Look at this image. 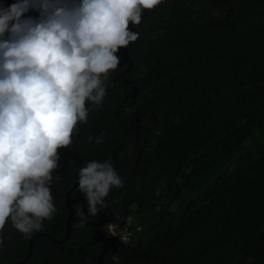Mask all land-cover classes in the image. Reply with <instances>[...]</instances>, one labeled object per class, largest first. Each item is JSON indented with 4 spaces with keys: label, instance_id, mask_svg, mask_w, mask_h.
<instances>
[{
    "label": "trees",
    "instance_id": "trees-1",
    "mask_svg": "<svg viewBox=\"0 0 264 264\" xmlns=\"http://www.w3.org/2000/svg\"><path fill=\"white\" fill-rule=\"evenodd\" d=\"M210 2L162 0L147 10L127 47L133 70L107 83L78 141L60 154L68 187L92 159H110L121 176L101 210L140 227L127 244L114 242L122 259L108 260L93 223L72 219L62 244L35 238L25 264H264V0H223L225 18ZM134 105L151 111L138 133ZM54 205L29 236L6 222L0 264H17L35 233L65 236L67 210Z\"/></svg>",
    "mask_w": 264,
    "mask_h": 264
},
{
    "label": "clouds",
    "instance_id": "clouds-1",
    "mask_svg": "<svg viewBox=\"0 0 264 264\" xmlns=\"http://www.w3.org/2000/svg\"><path fill=\"white\" fill-rule=\"evenodd\" d=\"M161 3L0 0V233L8 222L29 236L52 217L58 149L72 143L78 126L100 106L121 60L118 49L138 39L129 23L139 25L144 10ZM95 140L99 144L103 137ZM123 186L110 159L79 167L76 187L87 208L79 222L106 207L110 189ZM118 226L107 223L106 231L112 234Z\"/></svg>",
    "mask_w": 264,
    "mask_h": 264
},
{
    "label": "flooded vegetation",
    "instance_id": "flooded-vegetation-1",
    "mask_svg": "<svg viewBox=\"0 0 264 264\" xmlns=\"http://www.w3.org/2000/svg\"><path fill=\"white\" fill-rule=\"evenodd\" d=\"M224 2H225V0H224ZM210 4H212V8H214L213 7V5L214 4H217L218 6L219 5H222L223 4V0H211V2H210ZM221 8V6H219L218 8H216V9H220ZM129 27V26H128ZM125 67H126V63L124 64V65H122L121 67H119V68H121V71L119 72V73H121L124 69H125ZM118 68V69H119ZM118 73V74H119ZM117 74V75H118ZM124 76V75H123ZM61 168H63L64 169V171L63 172H60V170H61ZM66 170H68L67 169V166H66V164L65 163H63V162H58V166H57V168L56 169H54V173H53V177L55 178V177H59V179H58V181H59V183H62L61 184V186H63V187H65V190L64 191H62L63 189H58V187H57V185H56V183H55V179L53 180L54 181V187H55V191H56V194L57 195H64L65 193H67L69 190H71V192H70V194H69V205H70V207L72 208V211H73V217L70 219V224H71V230H72V219H75V220H78L79 219V214L77 215L76 214V212H75V205L76 204H79L80 206H82V211L85 213V215H87V208H86V201H85V198H83L82 200H79L82 196H83V194H77L76 196H74V197H72L71 195H72V193H74V190H76V191H78L76 188V186H74L76 183H72L71 184V186L70 187H68V185L67 184H64V177L66 176ZM51 194H52V196H53V203L55 204V203H57V202H59V200H61L62 201V204H63V207H64V209L65 210H67V213H66V215H65V217H64V222H65V226H66V234H65V236L63 237V238H55V237H53V236H51V235H49V234H47V233H44V234H46V235H48V237H50V238H54V240H56V241H59V240H62V239H64L65 237H66V235H67V232H68V226H67V217H68V215H69V209L67 208V206H66V203H65V201H66V198L65 197H59V198H55L54 197V194H53V188H52V192H51ZM106 211H108V213L107 214H104V216H106V218H108V216H109V218L112 216H114L112 213H111V211L109 210V209H105V210H99L93 217H91V218H89L87 221H89L90 223H93L94 225H95V227H96V230H95V233L93 234V238L95 239V240H100L103 244H108V246L109 247H111V248H115V249H117V246H116V243H114L111 239H110V237H109V235L106 233V229H105V226H106V224H104L105 226L103 227V228H101L102 226H100L101 225V223H100V217L101 216H98L100 213H102V212H106ZM103 216V215H102ZM108 218V219H109ZM110 220V219H109ZM104 223V222H103ZM106 223V222H105ZM102 229H103V234L101 233L102 232ZM39 233H43V232H39ZM70 233H71V231H70ZM36 234V233H35ZM100 234V235H99ZM34 235V234H33ZM39 236H44V235H39ZM69 236H70V234H69ZM2 237H3V240L5 239V235L3 234L2 235ZM38 236H36L35 238H37ZM45 238H47L49 241H51L47 236H44ZM31 238V237H30ZM30 238H29V240H30ZM34 238V239H35ZM69 238V237H68ZM67 238V239H68ZM67 239H65L64 241H66ZM29 240H28V243H27V250H26V253H25V256H26V254H27V252H28V247H29ZM63 241V242H64ZM52 242V241H51ZM63 242H61V243H55V242H53V243H55V244H62ZM118 244V243H117ZM33 246H34V240H33ZM3 247H5L6 249H7V251L10 249V247L8 246V245H6V246H4L3 245ZM103 247V246H102ZM32 252H33V249H32ZM103 252H104V249H103ZM24 256V257H25ZM23 257V258H24ZM22 258V259H23ZM30 258V257H29ZM22 259H20V261L22 260ZM19 261V262H20ZM28 261V260H27ZM26 261V262H27ZM25 262V263H26ZM25 263H23V264H25Z\"/></svg>",
    "mask_w": 264,
    "mask_h": 264
},
{
    "label": "water",
    "instance_id": "water-1",
    "mask_svg": "<svg viewBox=\"0 0 264 264\" xmlns=\"http://www.w3.org/2000/svg\"><path fill=\"white\" fill-rule=\"evenodd\" d=\"M146 13H147V10H144V12L142 13V18L146 16ZM129 28L133 31H137L136 28L134 26L131 25V23H129ZM119 50L123 53V56L120 60V62L118 63L117 65V68L121 67L122 65H124L125 63L127 64V66L125 67V69L119 73L118 75H116L114 78L110 79L109 82H114L116 81L117 79H119L121 76L129 73L130 71L133 70V61L132 59L129 57V54H128V49L127 48H119ZM108 82V83H109ZM79 127V132L77 133V135L75 136V138L73 139L72 143L66 147H63L62 149H60L58 151L59 155L64 153L65 151H67L68 149H71L74 144L78 141L80 135H81V129H80V126ZM54 173V170H52V175ZM76 186V184L74 185ZM52 188H53V194H54V197L55 198H59V197H65L66 198V206L67 208L69 209V215L67 217V226H68V232H67V235L64 239L62 240H59V241H56L54 240V238H50L48 237V235L44 234V233H36L34 235L31 236L30 240H29V247H28V252L26 254V256L20 261L18 262L17 264H23L25 263L29 257L31 256L32 254V249H33V240L36 236H39V235H44V236H47L52 242H55V243H61L63 242L65 239H67L69 237V234H70V231H71V224H70V219L73 217V211H72V208L70 207L69 205V194L71 192V190H69L67 193H65L64 195H57L56 194V191H55V187H54V181L52 182ZM84 198V195L79 199V200H82ZM110 221H114V222H117V223H120V221H116L115 219V216L113 217V219H110ZM110 237V236H109ZM110 239L113 241V242H116L117 240L113 237H110Z\"/></svg>",
    "mask_w": 264,
    "mask_h": 264
},
{
    "label": "rangeland",
    "instance_id": "rangeland-1",
    "mask_svg": "<svg viewBox=\"0 0 264 264\" xmlns=\"http://www.w3.org/2000/svg\"><path fill=\"white\" fill-rule=\"evenodd\" d=\"M214 8H212V12L213 14H216V15H220L219 18H225L227 13H224V9L222 10V8L220 9H216L218 8L219 6L217 4H214L213 5ZM128 112H129V116L131 118V126L133 127L134 129V132L135 133H138L141 128L143 127V122L144 120L151 116V111L147 108H146V105L144 106H137V105H134L132 108L128 109ZM137 147V146H135ZM139 148V147H137ZM132 156H134L135 158H138V153L136 152H131ZM108 211L106 212H102L100 213L98 216H101L100 217V223L102 226L101 228H103L105 225L104 224H107L109 223V219H113V217L111 216L109 218H106V216H104V214H107ZM103 215V216H102ZM121 220L120 221V224H123L125 221L129 220L131 223H132V217L131 215L128 214V216H119ZM129 218V219H128ZM104 222V223H103ZM106 222V223H105ZM103 234V229H102V232ZM100 235V234H99ZM103 249H104V255L108 258V260L110 261H114L116 260L117 258L118 259H122L123 255L120 253V251L118 249H115V248H111L108 246V244H103ZM95 264H106L102 259H98L97 261H95Z\"/></svg>",
    "mask_w": 264,
    "mask_h": 264
},
{
    "label": "built area",
    "instance_id": "built-area-1",
    "mask_svg": "<svg viewBox=\"0 0 264 264\" xmlns=\"http://www.w3.org/2000/svg\"><path fill=\"white\" fill-rule=\"evenodd\" d=\"M129 219V218H128ZM114 222V221H109ZM117 223V222H115ZM119 226L115 229V231L112 234H109L107 231L106 233L110 236L115 238L118 242L127 244L130 240L131 237L140 231V227L137 226L135 228H131V222L129 220L125 221L123 224L117 223ZM106 229V226H105ZM127 234V239H123V236Z\"/></svg>",
    "mask_w": 264,
    "mask_h": 264
}]
</instances>
